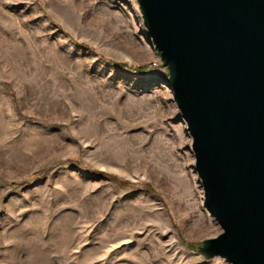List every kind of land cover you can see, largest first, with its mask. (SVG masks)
<instances>
[{
    "label": "rangeland",
    "instance_id": "obj_1",
    "mask_svg": "<svg viewBox=\"0 0 264 264\" xmlns=\"http://www.w3.org/2000/svg\"><path fill=\"white\" fill-rule=\"evenodd\" d=\"M167 79L137 0H0V264H231Z\"/></svg>",
    "mask_w": 264,
    "mask_h": 264
},
{
    "label": "water",
    "instance_id": "obj_2",
    "mask_svg": "<svg viewBox=\"0 0 264 264\" xmlns=\"http://www.w3.org/2000/svg\"><path fill=\"white\" fill-rule=\"evenodd\" d=\"M221 228L198 252L264 264V0H137Z\"/></svg>",
    "mask_w": 264,
    "mask_h": 264
}]
</instances>
